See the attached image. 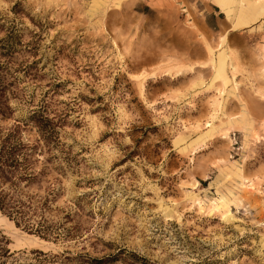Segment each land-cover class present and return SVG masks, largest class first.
Returning <instances> with one entry per match:
<instances>
[{
    "label": "rangeland",
    "instance_id": "obj_1",
    "mask_svg": "<svg viewBox=\"0 0 264 264\" xmlns=\"http://www.w3.org/2000/svg\"><path fill=\"white\" fill-rule=\"evenodd\" d=\"M0 89L5 264H264V0H0Z\"/></svg>",
    "mask_w": 264,
    "mask_h": 264
},
{
    "label": "trees",
    "instance_id": "obj_2",
    "mask_svg": "<svg viewBox=\"0 0 264 264\" xmlns=\"http://www.w3.org/2000/svg\"><path fill=\"white\" fill-rule=\"evenodd\" d=\"M3 90L0 89V104ZM0 105V106H1ZM48 123V120H46ZM41 137L49 138L52 134V127L46 124H37ZM15 130V129H14ZM16 132V131H15ZM14 138V141L11 139ZM35 146H30L23 143L15 136V133H7L6 137L0 141V211L9 219L14 220L15 224L19 225L20 221L34 227L35 232L42 233L47 231L42 221L37 224L28 221L27 211L29 204L20 198L19 182L25 181L29 183L35 178V175L30 171V155L35 149ZM47 200L41 204V209L46 207ZM5 236L0 234V264H5L3 258L9 253L6 248Z\"/></svg>",
    "mask_w": 264,
    "mask_h": 264
}]
</instances>
